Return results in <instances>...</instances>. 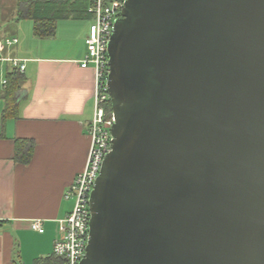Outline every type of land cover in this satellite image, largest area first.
I'll return each instance as SVG.
<instances>
[{"label": "water", "instance_id": "1", "mask_svg": "<svg viewBox=\"0 0 264 264\" xmlns=\"http://www.w3.org/2000/svg\"><path fill=\"white\" fill-rule=\"evenodd\" d=\"M80 264H264V0H127Z\"/></svg>", "mask_w": 264, "mask_h": 264}, {"label": "crops", "instance_id": "2", "mask_svg": "<svg viewBox=\"0 0 264 264\" xmlns=\"http://www.w3.org/2000/svg\"><path fill=\"white\" fill-rule=\"evenodd\" d=\"M22 0H0V42L6 57L23 60L0 66V264H64L54 256L60 219L72 212L66 194L83 170L95 113V73L82 67L91 25L70 16L53 22V35L35 34ZM92 20V19H91ZM11 71L22 74L18 116L3 118L4 89ZM30 141L28 164L17 159L18 141ZM41 220L44 232L32 227Z\"/></svg>", "mask_w": 264, "mask_h": 264}, {"label": "built area", "instance_id": "3", "mask_svg": "<svg viewBox=\"0 0 264 264\" xmlns=\"http://www.w3.org/2000/svg\"><path fill=\"white\" fill-rule=\"evenodd\" d=\"M127 0H92L89 11L93 13L88 35L85 38L87 54L81 66H92L95 73V113L90 125L91 145L83 170L75 179L66 196L74 199L71 213L60 219V235L54 244L53 254L64 260V264H80L86 255L90 233V197L94 189L105 156L112 150V127L115 123L113 111H108L110 101L107 80L110 72L108 46L114 23L121 16ZM18 42L7 39L0 42V66L12 63L19 71L26 68L23 60L6 57L4 50ZM6 83V81H5ZM32 227L44 232L41 220L32 222Z\"/></svg>", "mask_w": 264, "mask_h": 264}, {"label": "trees", "instance_id": "4", "mask_svg": "<svg viewBox=\"0 0 264 264\" xmlns=\"http://www.w3.org/2000/svg\"><path fill=\"white\" fill-rule=\"evenodd\" d=\"M92 0H22L21 4L26 8L23 17L31 16L35 19V34L41 37L53 35L55 27L53 22L59 18L74 16L76 18L93 19L94 15L89 11ZM22 74L11 71L7 75L4 89L5 110L3 118L18 116L17 92L21 88ZM108 111H112L111 100L108 102ZM17 159L20 163L28 164L33 157V146L30 141L19 140Z\"/></svg>", "mask_w": 264, "mask_h": 264}, {"label": "rangeland", "instance_id": "5", "mask_svg": "<svg viewBox=\"0 0 264 264\" xmlns=\"http://www.w3.org/2000/svg\"><path fill=\"white\" fill-rule=\"evenodd\" d=\"M84 22H86V23H88V24H90L91 22H92V20L91 19H86V20H83ZM111 112V111H110Z\"/></svg>", "mask_w": 264, "mask_h": 264}]
</instances>
